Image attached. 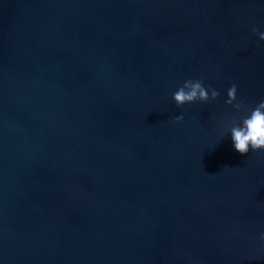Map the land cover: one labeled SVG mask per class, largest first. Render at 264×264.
Returning a JSON list of instances; mask_svg holds the SVG:
<instances>
[{"label": "water", "instance_id": "1", "mask_svg": "<svg viewBox=\"0 0 264 264\" xmlns=\"http://www.w3.org/2000/svg\"><path fill=\"white\" fill-rule=\"evenodd\" d=\"M260 32L264 0H0V264H264L225 104L264 100Z\"/></svg>", "mask_w": 264, "mask_h": 264}, {"label": "clouds", "instance_id": "2", "mask_svg": "<svg viewBox=\"0 0 264 264\" xmlns=\"http://www.w3.org/2000/svg\"><path fill=\"white\" fill-rule=\"evenodd\" d=\"M252 33L257 34L258 29L252 28ZM259 39L264 41V32L259 33ZM237 85L233 83L227 89L225 104L231 106L236 112H243L239 120L233 119L227 129L231 134L234 149L241 155L252 152L264 151V100L250 110L243 101L237 99ZM220 92L205 87L202 80H187L173 93L172 99L177 107L196 102L208 103L215 101ZM183 116H176L175 122L179 123Z\"/></svg>", "mask_w": 264, "mask_h": 264}]
</instances>
